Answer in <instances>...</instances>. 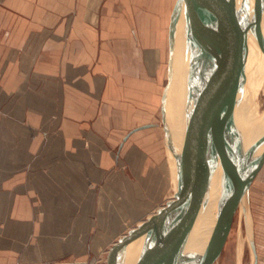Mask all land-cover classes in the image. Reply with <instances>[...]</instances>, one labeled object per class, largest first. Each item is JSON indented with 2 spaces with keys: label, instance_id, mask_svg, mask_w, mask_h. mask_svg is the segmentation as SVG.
<instances>
[{
  "label": "crops",
  "instance_id": "obj_1",
  "mask_svg": "<svg viewBox=\"0 0 264 264\" xmlns=\"http://www.w3.org/2000/svg\"><path fill=\"white\" fill-rule=\"evenodd\" d=\"M176 2L0 0V264H99L176 195L163 119ZM175 69L174 83L177 49ZM250 221L264 264V195Z\"/></svg>",
  "mask_w": 264,
  "mask_h": 264
},
{
  "label": "water",
  "instance_id": "obj_2",
  "mask_svg": "<svg viewBox=\"0 0 264 264\" xmlns=\"http://www.w3.org/2000/svg\"><path fill=\"white\" fill-rule=\"evenodd\" d=\"M179 28L187 100L183 146L175 154L178 192L120 236L108 249L105 264H215L223 253L240 208L256 257L252 264H256L249 196L255 178L264 168V136L255 143L257 154L250 168L245 170L242 122L243 102L252 70L251 49L254 47L264 54V0H177L170 25V71L163 94V119L168 138L171 132L167 106L176 72ZM204 48L215 54L211 91L200 88L191 77L195 68L194 53ZM194 95L205 99L206 110L195 155L186 165L185 152L195 141L192 133ZM227 180H231L232 185L226 187L211 235L202 247L195 237V228Z\"/></svg>",
  "mask_w": 264,
  "mask_h": 264
},
{
  "label": "bare ground",
  "instance_id": "obj_3",
  "mask_svg": "<svg viewBox=\"0 0 264 264\" xmlns=\"http://www.w3.org/2000/svg\"><path fill=\"white\" fill-rule=\"evenodd\" d=\"M208 23L211 24L210 19H207ZM181 29L179 35L177 34V42H176V49L178 54V78L182 76L183 81L185 82V88L183 90L184 98L182 102V117L176 119L174 122L170 119L169 127H170V136L168 138L169 144V160L171 168L173 169L175 176L177 177V170L178 164L176 160L175 154L177 153L178 149L180 151L181 147L183 146L184 135H185V124H186V112H185V104L187 100V87H186V80L183 73V48H182V41H181ZM254 51V55L257 58V74L259 75L258 78L264 79V54L258 51L256 48H252ZM194 64L195 68L192 73V78L195 83L204 90H212V73L215 63V54L208 48L198 49L194 53ZM179 90V88H177ZM257 97L252 99V105H257L253 109L252 112H247L243 105V148H242V163L245 170H248L257 154L255 143L264 136V106L259 105V101ZM193 102L195 103V109L193 111L194 116V128H193V136H194V143L188 145L187 150L185 152V163L186 165L190 164L197 148V141L199 140L201 133H202V121L204 119V114L206 110V101L202 97L198 95L193 96ZM246 111V112H245ZM263 119V120H262ZM259 121L258 123L254 124L255 122ZM181 129L182 133L178 140V137L175 134L176 129ZM232 185L231 180H227L225 186L219 192L217 198L211 201L205 212L203 213L199 223L195 228V237L197 238L199 244L204 247L207 244L208 238L211 235V228L214 220L217 217L218 207L221 202V198L226 194V187H230ZM250 196H249V204ZM241 209V208H240ZM244 215V213H243ZM249 215H250V205H249ZM250 218V216H249ZM255 228V227H254ZM238 246V244L236 245ZM252 250V248H251ZM243 251V244L239 243V254L241 255ZM163 251L160 252L162 254ZM231 253V251H230ZM252 255L255 257V253L252 250Z\"/></svg>",
  "mask_w": 264,
  "mask_h": 264
},
{
  "label": "rangeland",
  "instance_id": "obj_4",
  "mask_svg": "<svg viewBox=\"0 0 264 264\" xmlns=\"http://www.w3.org/2000/svg\"><path fill=\"white\" fill-rule=\"evenodd\" d=\"M251 67L252 68L251 72L249 73V78H250V84H249V90L247 92V95L245 96L243 105L245 110L247 107H249L246 111L247 112H252V110L255 108V103L252 105L251 101L255 97H257V100L259 101L260 106H264V79L258 78L257 74V58L254 55L253 49H251ZM263 69H264V64H263ZM173 90H171L170 95H169V105H170V117L171 120L174 122L176 119L182 117V102L184 98V88H185V82L182 79V76H179L178 79H176V82L174 83ZM179 88V90H177ZM256 100V101H257ZM250 106H254L253 109ZM258 107V106H257ZM243 108V109H244ZM245 111V112H246ZM244 117V116H243ZM264 119V117H263ZM262 119V120H263ZM259 121L256 120V123ZM182 130L177 128L175 130V134L178 137V140L181 136ZM264 195V168L262 171L259 173V175L255 178L251 190H250V201L256 202V200ZM250 205V204H249ZM243 209H239L235 215L233 227L231 230V233L229 235V238L227 240V243L225 245V248L223 250V253L221 257L218 259V261L215 264H225L227 259L230 260H236V256L234 253V248L235 246L239 243L242 242L244 243L245 247V254H244V263L245 264H250L252 260V254L251 250L249 247L248 239L246 236V223H245V217L243 215ZM239 238H241L239 241ZM231 251V253H230ZM236 262V261H235ZM99 264H105V257L100 260Z\"/></svg>",
  "mask_w": 264,
  "mask_h": 264
}]
</instances>
